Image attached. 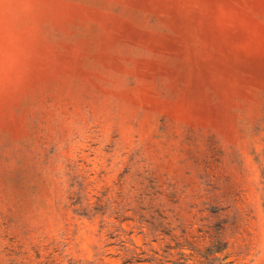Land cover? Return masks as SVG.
<instances>
[{
  "label": "rangeland",
  "instance_id": "obj_1",
  "mask_svg": "<svg viewBox=\"0 0 264 264\" xmlns=\"http://www.w3.org/2000/svg\"><path fill=\"white\" fill-rule=\"evenodd\" d=\"M0 264H264V0H0Z\"/></svg>",
  "mask_w": 264,
  "mask_h": 264
}]
</instances>
